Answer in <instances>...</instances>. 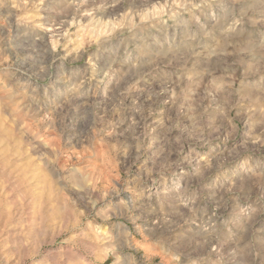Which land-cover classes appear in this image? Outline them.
Wrapping results in <instances>:
<instances>
[{"label": "rangeland", "instance_id": "obj_1", "mask_svg": "<svg viewBox=\"0 0 264 264\" xmlns=\"http://www.w3.org/2000/svg\"><path fill=\"white\" fill-rule=\"evenodd\" d=\"M0 264H264V0H0Z\"/></svg>", "mask_w": 264, "mask_h": 264}]
</instances>
